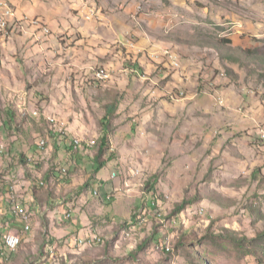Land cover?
<instances>
[{
    "label": "rangeland",
    "instance_id": "rangeland-1",
    "mask_svg": "<svg viewBox=\"0 0 264 264\" xmlns=\"http://www.w3.org/2000/svg\"><path fill=\"white\" fill-rule=\"evenodd\" d=\"M13 3L18 16L27 13L24 16L31 17L24 5ZM91 3L93 6L80 9L88 8L89 19L101 23L97 32L117 19L129 26L124 34L128 47L136 48L135 42L144 32L162 49L153 56L166 61L154 82L141 71L140 77L132 72L124 91L95 93L87 86L82 94L68 93L73 103L66 111L69 122L84 114L90 127L98 124L101 131L106 107H114L108 118V135L109 147L112 139L116 150L108 153L124 194L136 205L130 215L134 225H120L117 234L102 236V244L77 248L66 256L32 230L10 253L2 240L4 234L16 232L13 222L17 216L11 201L7 204L2 199L0 204L6 206H1L13 217L0 213V264H172L173 255L176 264H264V0ZM10 28L0 33V81L5 86L10 80L13 86L12 90L1 88V179L11 173L10 168L18 178L22 156L31 158V167L40 169L44 161L36 158L45 152L47 143L39 150L37 141L45 140L51 127L58 133L65 131L64 122L48 114L62 116L46 109L51 98L59 99L60 80L40 70V74L31 72L24 57L8 47L14 36L24 40V33H12ZM60 37L65 44V35ZM118 47L111 45L108 50L112 53ZM11 58L19 61L22 73L19 65L18 72L14 69ZM108 61L111 68L118 65L116 57ZM134 64L127 61V69L138 72ZM107 65L93 70L96 82L110 80ZM99 73L109 78L100 79ZM88 96L98 101V107L86 108L83 101ZM49 117L57 122L51 123ZM74 139L78 146L81 142L91 149L95 142L97 151L99 138ZM66 142L68 150L73 148L71 136ZM63 146L56 164L49 163L48 168L51 171L57 165L65 178L71 161ZM100 160L105 161L104 156ZM98 163L94 171L101 169ZM1 184L0 196L9 197ZM11 187L16 194V184ZM19 200L16 194L12 207H24L31 217ZM139 209L144 215L150 211L143 223ZM155 209L157 216L151 213ZM17 220L23 225L21 218ZM50 249L55 255H50Z\"/></svg>",
    "mask_w": 264,
    "mask_h": 264
},
{
    "label": "crops",
    "instance_id": "crops-1",
    "mask_svg": "<svg viewBox=\"0 0 264 264\" xmlns=\"http://www.w3.org/2000/svg\"><path fill=\"white\" fill-rule=\"evenodd\" d=\"M14 1L22 4L21 6L24 5L22 8L27 9L31 17L24 16L27 13L18 16L13 0H7L14 10L9 26L11 32L24 33V40L14 36L8 41V47L12 51H18L24 57L31 72L36 71L37 74H40V70L45 75L48 74L49 77L53 76V79L60 80L59 90H57L59 99L57 100V97L51 98L48 101L50 105L46 109L62 116L48 114L62 120L65 131L58 133L50 126L51 132H48L50 137L48 135L45 139L47 143L45 152H40L42 155L38 158L32 156V159L44 161L41 168L31 167L29 162L31 158L24 156L27 162L22 163L21 168L17 169L18 178L14 177L13 169L10 168L9 172L11 173L2 176L3 180L0 178L1 185H3L1 187H4L7 192L10 189L12 194L15 190L10 188V184H16L17 197L22 199L19 200L20 204L31 213L30 230L26 233L22 232L21 222L14 216L13 227L16 228V233L21 234V241L32 230H35L37 237L40 235L49 246L56 247L58 253L66 256L76 252L74 240L88 232L111 237L118 233L116 230L119 229L120 225L133 226L130 215L136 207L133 198H127L130 196L124 194L125 190L112 171L113 163L110 154L109 156L108 154L104 155L105 161H103L104 164L100 167L101 169L94 171L95 149L80 147L74 150L71 147L68 150L66 145L68 136H71V141L74 138L96 140L102 134L98 129V124L94 128L90 127L84 119V114L82 118L73 119L72 122H69L66 111L70 110L73 103L70 102L68 93L74 94L76 91L78 94H82V90L87 86L94 89L95 93L112 89L124 91L126 81L131 77L132 72L140 77L139 72L141 71L144 78L148 76L154 82L162 75L166 61L162 56H153L161 53L162 49L159 48V44L149 37L147 38L144 32L138 40L136 39L137 43L134 40L136 48L128 47L124 34L129 32V26H125L117 19H112L114 24L112 23L103 32H97V26L101 23H97L96 18L92 19L91 17L89 19L88 8L82 9L83 12L80 9L84 8L85 5L93 6L92 0ZM76 10L77 13H74ZM33 20H38L41 25L48 28L50 34L48 36L42 35L44 34L43 30L39 26L31 24ZM49 23L51 26L48 25ZM116 23L120 24L117 25ZM64 35L66 37L65 44L60 37H64ZM35 41L41 43L36 44ZM118 43H120L119 47ZM111 45L118 47V49H110L112 50L110 53L108 47ZM113 57L118 60V65L114 64L115 68L109 67L108 60ZM11 60L14 63V69H17L18 72L19 65L20 73H22V67L18 64L19 61L14 58ZM127 61L135 63L134 67L135 70L138 68V72L128 70ZM0 62L2 61L0 60ZM102 65H107L111 78L105 82H96L93 78V70ZM67 78L72 79V82H67ZM96 85H102L103 88H98ZM1 88L12 90L11 81L9 80L5 86L0 81V97L2 96ZM36 88L37 86L34 87V89ZM84 94L87 92L84 91ZM87 98V102L83 101L86 108L98 107V101L91 100L89 96ZM53 99L54 102L51 104ZM48 120L51 123L57 122L54 117H49ZM113 143L111 139V152L116 150ZM62 145H64L67 159L71 161V167L67 168L65 178H63L64 175L59 174L57 165L51 171L48 168L49 163L56 164L55 160L59 157L58 151ZM94 191H97L98 195H94ZM107 194H110L108 200L106 199ZM2 199L6 201L7 196H0V201ZM1 205L5 207L6 203L1 202L0 210L2 211L0 213L9 218L10 216L13 217ZM16 208L24 209L21 206ZM66 213H70L69 218L65 217ZM176 259L177 256L173 255L170 260L171 263L176 264Z\"/></svg>",
    "mask_w": 264,
    "mask_h": 264
},
{
    "label": "bare ground",
    "instance_id": "bare-ground-1",
    "mask_svg": "<svg viewBox=\"0 0 264 264\" xmlns=\"http://www.w3.org/2000/svg\"><path fill=\"white\" fill-rule=\"evenodd\" d=\"M0 5L6 6V9H2V16H10V15L12 16L13 15L12 8H10L8 6L7 0H0ZM31 24H33L35 26H39L43 30L44 34H50L49 29L46 28L45 26L41 25L38 20L31 21ZM9 26H10V24H9ZM6 29H7V22L1 21V16H0V33H6ZM98 76L100 77V79L109 78L108 74L99 73ZM77 143H78V140H75L74 144L77 145ZM94 144H95V142L91 143L92 146H94ZM39 145H40V149L43 150L45 148L46 141L44 139H41L39 141ZM10 200H11L12 204L15 203V201H16L15 192H13V194L11 195ZM15 211L18 215L21 216V219L23 220V225H22L23 231L22 232H28L30 230V215H29V213L23 208H16ZM25 216H27V219H28V222H26V224H25ZM66 217L68 218V216H66ZM81 237H82V239H80V242H77V239H75V241H74L76 248H78L79 250H82V249L88 248V247H92L95 245H100L104 242L102 236H99L96 233L95 234L94 233H88L87 235L81 236ZM20 243H21V234L18 237V243L16 245V249L18 248ZM3 245L5 246L6 249H7V247L8 248H15V241H13L11 233H7L3 236ZM49 253L52 256L55 255V253L53 252V249H50Z\"/></svg>",
    "mask_w": 264,
    "mask_h": 264
},
{
    "label": "trees",
    "instance_id": "trees-1",
    "mask_svg": "<svg viewBox=\"0 0 264 264\" xmlns=\"http://www.w3.org/2000/svg\"><path fill=\"white\" fill-rule=\"evenodd\" d=\"M43 35H49V34H43ZM114 110V107H111V106H107L106 107V110H105V114H104V116L102 117V120H101V122H100V125H101V131H102V134H101V136L99 137V145H98V148H97V151H96V161L97 162H99L98 164H99V166L101 167V166H103V164H104V162L103 161H101L100 160V158L102 157V156H104V155H106V154H109L108 153V150H111V149H109L110 147H109V135H108V124H109V120H108V118H109V116H110V114L112 113V111ZM49 122V121H48ZM50 125H51V123H49ZM75 140L76 139H74L73 141H72V146H73V148L75 149L76 147V150L81 146V147H83V148H87V149H91L90 147H88L87 146V144H82L81 142H79V146L78 145H76V144H74L75 143ZM40 141V140H39ZM39 145V142L37 141V147L39 148V150H40V145ZM96 145V143L94 144V146ZM94 146L92 147V148H94ZM21 161L23 162V163H25V162H27L26 160H25V158L23 159V156L21 157ZM97 171V170H96ZM62 172V171H61ZM97 193V191H95V192H93V194L94 195H98V193ZM8 194H9V197H7V201H11L10 200V197H11V195L13 194H11V190H9L8 191ZM106 199L108 200V199H110V194H107V196H106ZM156 202H157V200H156ZM155 201H152V205L154 206V207H157L158 205H157V203H156ZM10 205H11V209H12V211H13V213H15V215L17 216V217H19L20 215H18L17 213H16V211L14 210V208L12 207V203L10 202ZM178 208H181V205H178ZM148 213H150V211L149 210H147V214L146 215H144L143 214V210L141 211V213H140V215L138 216V218L141 220V222L143 223V220L145 221V219H146V216L147 215H149ZM152 215L153 216H157L158 215V209H155V210H153L152 212ZM19 218H21V216L19 217ZM9 233V232H8ZM5 235V234H4ZM3 235V236H4ZM264 235V234H263ZM2 245H3V240H2ZM4 246V245H3ZM19 247V246H18ZM4 248H5V246H4ZM1 250H2V247L0 248ZM6 249V248H5ZM53 252L55 253V250H53ZM2 254V253H1ZM51 255V254H50Z\"/></svg>",
    "mask_w": 264,
    "mask_h": 264
},
{
    "label": "built area",
    "instance_id": "built-area-1",
    "mask_svg": "<svg viewBox=\"0 0 264 264\" xmlns=\"http://www.w3.org/2000/svg\"><path fill=\"white\" fill-rule=\"evenodd\" d=\"M2 9H6V6L4 5H0V15H1V21H6L7 22V27L9 28V24H10V21H11V15L10 16H2ZM127 43H130L132 44L133 42L132 41H127ZM172 66V65H171ZM173 67V66H172ZM177 96V95H176ZM66 216L70 217V213H66ZM26 222H28V219H27V216H25V224ZM22 226V225H21ZM23 233H26V232H23ZM19 233H16V232H11V236L13 238V241H15V248H8L6 249V251L12 253V252H15L16 250V245L18 243V237H19ZM77 242H80V239H82V237H77Z\"/></svg>",
    "mask_w": 264,
    "mask_h": 264
}]
</instances>
